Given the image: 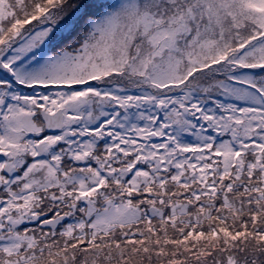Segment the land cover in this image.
Returning <instances> with one entry per match:
<instances>
[{
    "label": "snow or ice",
    "instance_id": "obj_1",
    "mask_svg": "<svg viewBox=\"0 0 264 264\" xmlns=\"http://www.w3.org/2000/svg\"><path fill=\"white\" fill-rule=\"evenodd\" d=\"M0 264H264V0H0Z\"/></svg>",
    "mask_w": 264,
    "mask_h": 264
}]
</instances>
